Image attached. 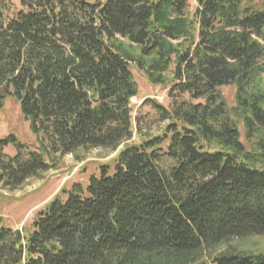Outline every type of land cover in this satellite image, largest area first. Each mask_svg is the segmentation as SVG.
Listing matches in <instances>:
<instances>
[{"label": "trees", "instance_id": "obj_1", "mask_svg": "<svg viewBox=\"0 0 264 264\" xmlns=\"http://www.w3.org/2000/svg\"><path fill=\"white\" fill-rule=\"evenodd\" d=\"M18 4L0 0V110L13 97L37 146L0 138V184L16 188L66 154L117 153L29 227L0 216V264H264L234 249L211 256L264 234V140L247 150L238 128L264 134V0ZM132 66L168 87L167 106L151 101L159 133L132 115Z\"/></svg>", "mask_w": 264, "mask_h": 264}, {"label": "rangeland", "instance_id": "obj_2", "mask_svg": "<svg viewBox=\"0 0 264 264\" xmlns=\"http://www.w3.org/2000/svg\"><path fill=\"white\" fill-rule=\"evenodd\" d=\"M7 1L11 3V9L17 10L19 8L18 0ZM188 4L189 10L192 11L196 5V0H188ZM131 70L138 86V93L130 98L133 107L132 115L141 114L144 118L141 123L142 127L149 128L151 133H159L166 122L159 120L151 101L167 106L169 103L168 87L150 84L146 76L137 71L134 66L131 67ZM235 89L234 85L220 88L229 107L236 105ZM0 115V138L13 134L29 148L37 146L36 137L31 131L29 122L24 120L19 110V104L13 97L6 100L4 107L0 110ZM238 128L240 139L247 150L254 148L259 140H264V134L262 136L255 135L250 140H246L244 137L245 130L240 121ZM4 151L7 155L12 156L15 153V148L10 144L5 147ZM116 153L117 151L107 148H94L79 151V160H76L72 154H66L58 161L53 162L52 168L42 175L30 177L16 188H6L0 184V216L4 223L18 230L29 227L36 212L59 193L62 187L68 188L73 181L83 182L88 174L95 171L99 165L111 163ZM228 249H234L246 255L264 256V234L233 238L218 244L211 256ZM205 260L208 261L209 257H205Z\"/></svg>", "mask_w": 264, "mask_h": 264}]
</instances>
